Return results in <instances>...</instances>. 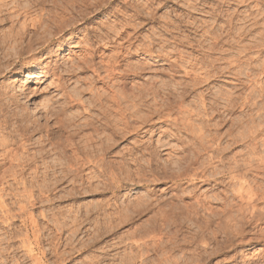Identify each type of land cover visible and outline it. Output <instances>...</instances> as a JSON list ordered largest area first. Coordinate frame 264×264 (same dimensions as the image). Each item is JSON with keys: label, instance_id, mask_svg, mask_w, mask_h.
Masks as SVG:
<instances>
[{"label": "bare ground", "instance_id": "6f19581e", "mask_svg": "<svg viewBox=\"0 0 264 264\" xmlns=\"http://www.w3.org/2000/svg\"><path fill=\"white\" fill-rule=\"evenodd\" d=\"M156 1L155 0H145L143 3H141V2H137V0H136V2L132 1V0H127L124 7L122 5V8H123L122 10H120V9L117 10L118 7L116 8V7L112 6L113 3L115 2V0H69L68 3H70V4H68V5L63 1L66 5L63 6V9L61 12H57V13L55 12V13H53V15L51 14L49 17H41V18H31L30 17L31 19L27 20L25 23L23 22L24 25L22 27H19V29L21 28L20 30H17L15 28L16 31H15V33H13L14 37H12L13 41L15 42L14 44H16L15 46L12 45V47L15 49V51L12 49L13 53L9 52L8 57L3 56L4 55L3 53H2L3 55L0 54V76L8 75L10 73H12V74L14 73L13 76H12V74H10V77H11L10 81H9L10 83L7 81V83H9V84H7V85L3 84L2 86L0 85V209H2V211L4 212V213L3 212L2 213H3V216L5 215L4 216L5 220L6 219L10 220L12 217L14 218L15 216H18L20 213H22L24 210H26L27 207H25L24 205H21L20 209H19L20 211L18 210V212H20V213H18V215L15 213L13 214L14 211L13 212L10 211V209L12 207L8 209V208H5L6 203H5V205L3 204L4 203L3 197H4V195L7 196L8 194H10V191L8 189H11L10 186L14 182L19 183L22 179H24V181L22 182V184H24V186H23V188H24L23 193L24 194H21V195L22 196L24 195L27 198L28 203L34 202V204H35L36 201L39 202V201L43 200L46 193L47 194H48V192L51 193L56 188L57 185L62 184L63 179L69 174V172H71V173L73 172V173H75L76 176H78V175L80 176L81 171L84 170V166L88 167V165H87L88 162H91V161L95 162L96 161L95 159L98 160L99 157L102 156V154H104L106 152L105 151V144H104L105 140H103V138H102L104 136L101 133L102 132L104 133V131H105V127H106L105 121L111 122L113 120L111 118L113 116V114H116V116L118 115V118L115 122L119 125V128L122 129V130H120L122 132L117 131V133H119V132L124 133V135L129 134L130 131H134V130L136 131L137 129H139L138 126L140 124L139 125L136 124L137 127L135 125V123L138 122L139 119L141 120V123L142 122L144 123V122H148V120H151L156 115H159L160 117H162L161 121H164L165 117H172L173 116L172 118H169V120L171 121V122L169 121V123H171V127L173 129H169V130L176 131L175 133L177 135H180L181 133H188V134L190 133L191 135L190 134L189 135L192 136L194 139V141L192 143V146H194V147H192V149H191V155H187V157L184 158V159H186L184 162L181 159L179 160V162L181 161V163L178 164V166H179L180 170L182 169V171H180L179 173L175 171L177 173V175L175 176V175H173V172L175 169L172 170L173 167L171 169L172 174L170 173V175L175 176L173 179V183L180 185L183 183V180H189L192 182V184H195V183H198L200 180H203L204 182L205 181L206 182L207 181H214L215 184H220V183L222 184L223 182L226 181V179H229L226 183L230 184L231 193L236 198V200H229L228 199L229 201H226V202L224 201L225 203H223L224 205H223V208L221 209L220 212L215 210L216 208L214 209L211 206L207 207L208 211H209L208 213H209L210 218L217 216L215 218V220L217 219L218 221L217 222L212 221V222L218 224V227L221 230H223V234H224V239L221 238L222 240L219 239L215 233H213V236L211 237L212 239L210 238L212 240V242L215 243L216 246L218 245L216 249L215 248L211 249V250L206 249L207 245H208L207 240H209L210 235L204 234V232H202V233H198L196 236L194 235L195 236L194 239L200 243H203V245H204L203 248H205V250L203 249L204 252H202L200 250H199V252H196V251L184 252L183 257H184V254L186 253L184 258H182V256L180 258H178V257L176 258V256L174 254H175V249H176L175 247L177 245V242L174 243V240H173L174 247H172V251H171L172 257H171V259H170V257H168L170 259L168 264H206L207 261L209 260V258H212L213 256H215L219 252L220 253L221 252H228L229 250H233L235 248V246L237 247V246H242L243 244H245L246 240L249 239L248 238L249 235H251V238L249 240H247V241H249L248 244L249 243L250 244H252V243H262L263 244L264 243V183L262 182V180L264 178V138H262V136H264V76L262 79L258 78V76L260 74H264V60H261L262 63L260 62V60L259 61L257 60L259 57L258 52H260L261 55L264 56V54H263L264 53V0H231V1H234V2H232L234 5L247 7V9L245 8L242 10L240 8L239 9L233 8V10H229V9L224 10L225 8H221V6L218 5V3H217V6L216 5L214 6V7H217L216 9H214L211 12L208 11V14H210V16L208 15V17H212L214 19V21L211 20L212 23L214 22L213 25H211L212 23L209 22L210 19L208 21L203 20V19L201 21H199L201 18L200 19L198 18L199 20H197L193 16L194 14H190V13L189 14L191 15V20H189V21L187 20L188 22H186V23L183 22L184 20H181L179 16H178L179 20H177L175 18L174 19L172 18L170 20L169 16L164 17V19L166 18V21H164V22L162 21L163 25H162V22L159 20L161 23L160 25H162L160 27V31L157 30L159 32L155 31V29H154V24L157 23V17H156L155 11H154L155 10L154 5H155ZM166 1H168V0H166ZM229 1L230 0H218L219 3H222V2L228 3ZM196 2H197V0H196ZM196 2L191 3V4H189L190 3L189 2L188 3V6H189L188 10L190 9V7H191V10H192V8L197 9L198 5L196 4ZM52 3H54V2H52ZM252 3H255L254 6H251ZM159 4H160V1H159ZM209 5H211V4H209ZM209 5L203 4L204 8H205V6L210 7ZM12 10H10V13H12ZM100 11H103V12L105 11V16H107V18L114 17L113 23L109 22L110 23L109 24L108 19H107L105 21V23H107V25H104V27H100L101 28V30L99 28L100 32H97L98 28L94 27V30H95V28L97 29L95 31V33H94V31L89 30L88 34L84 35V36H86V39L84 38L83 40L76 41L75 38H77L80 35V33L82 32V28L80 27V25L84 22H87L91 18L92 13H95V12L99 13ZM167 13H168V11H167ZM125 15H127V16H125ZM186 16H188V15H186ZM219 20L222 22L219 23L218 22ZM145 26H148V28L145 29ZM143 29L147 30L146 31L147 34H144L145 32L144 33L142 32ZM198 32H200V33L198 34ZM247 40H250V41L247 42ZM53 45H54V47H53ZM67 45L68 46L70 45L71 47H80L78 50V52H80L79 56L75 57L76 60L72 59L73 62L70 65H67V63L65 64V63H59V62L53 66L52 65L47 66L46 64H44L46 60H48V61L51 60V58H52L51 56H55L58 59L63 58V54H65L63 51H65ZM101 47H103V49H101ZM254 51H255V53L256 52L258 53V54H255L258 57L254 56V53H252ZM70 52H75V51L72 48H70ZM4 53L7 54V52H4ZM137 53H142L145 56V58L143 57L145 59V61L138 60L136 62H132V60H130V58H132ZM261 55H260V57H261ZM15 57L17 58V59H14L16 61H14V60L12 61V59ZM98 58L100 60H98ZM263 58H261V59H263ZM21 60L24 62L19 63L18 61H21ZM256 60L258 63L260 62L259 63L260 65H256V62H255ZM155 61H161V62L163 61L164 64H168V66L170 67V69L168 68L169 70H171L170 72H172L173 74H176V75L182 74L180 76H184L185 79H181L180 82H178V80L175 79L176 82L174 81V83H176V85H174L173 81L168 79L169 82L170 81L172 82V84H171L168 82V80L165 79L163 81H167L168 83L160 81L161 85H158L159 82L156 81L157 79H154L155 76L152 77L150 75V77H152V78L148 77L149 80L145 84H143L141 87H138V86L136 87L134 84L135 88L133 87L134 88L133 90L132 89L129 90V87L127 86L129 79L131 81L132 78L140 76L143 73H147L150 70V68L152 67V65H154ZM40 65H42V67H43L41 69L42 72H45L48 74L50 73L51 75L55 76L59 90L60 89L64 90V93H67V94H64V93L63 94L65 95L66 99L68 97V100H65L66 103L64 102V104H65L64 106L60 104L61 107L62 106L63 107L61 109H59V111H57L56 114L61 115L60 113L62 112L61 117L63 116L65 118L63 112H65L64 108L67 104L69 106H72V107L81 105L83 108L82 112H85V114L83 113L85 115L84 118H79V119H77L78 118L77 115H76L77 118L74 117L73 115L71 117V113H70L69 118H67V116H66L68 123L65 122V119L63 118L64 122L68 124L67 126L65 125L67 127V128L66 127L65 128L66 129L70 128L69 132H67V133H69L68 136L65 137V139L67 138L66 140L68 142L71 143V140L75 136L81 137L83 135L82 136L83 138L85 136L84 142L83 143L81 142L82 144L76 142L77 140L73 144L72 152H73L75 157L74 158L72 157L70 162L72 161L71 163H73V161H75V163L72 165H69L67 167L66 163L63 162V163H65V166L67 167V169H66L68 171L67 174H66L67 171L65 170L66 167L63 166L64 169H62V163L60 165L61 167H58V168H56V165L53 164L54 159H52V157H51L53 154L52 153L53 149L52 150L47 149L44 144H40L39 138H37L39 140H37V139L34 141L32 140L33 139L32 134L34 131L33 125L35 123V121L33 119L34 117L32 118L31 114H29L26 107H25L26 110L22 107H21L22 109L19 110L18 105H17L19 102V98H20L21 93L19 92V89L16 87L17 86L16 84H18L20 82V78H19V76L15 75V74L19 73L20 68L21 69L26 68L27 69V71L25 72V74L27 73L26 75H29V76L35 75L34 71ZM148 67H150V68L148 69ZM31 68H32V70H30ZM153 68H151V69H153ZM158 69H156V70L158 71ZM78 70L83 71V72L84 71L88 72V70L92 71L93 82H99L101 84L103 83L106 87L105 90L103 89L104 91L102 90V91L98 92L96 90L97 94H94L96 88L94 89V87H93V89H94L93 94L94 95H92V92H91L92 96L90 98L92 99V101H94V103H93L94 105L92 106L91 105L92 103H91L90 104L91 106H89V107L87 106V108L83 107L85 105H82L83 101H82V98L80 97L81 95L79 96L76 91L75 92H73V91L68 92L69 89L67 88L68 85L74 81L73 77H75V78L80 77L77 73ZM80 71H78V72H80ZM150 72H152V71L150 70ZM164 72H167V71L164 70ZM85 73L86 72H84V74ZM169 75H171V74H169ZM224 75L232 76L236 80L235 83H236L238 88L235 85L236 89L234 88L235 89V90L233 89L234 91L232 89L231 90L229 89L230 91L225 90V91H219V92L217 90H216V92H213L211 87H206V88L202 89L201 86L206 85V84H208V86H209V84L211 82L217 80L218 77H222ZM81 77H83V75ZM175 77H173V79ZM257 78L259 80H261L260 83L258 82L259 85H253V84H256L255 82L258 81ZM260 78H261V75H260ZM72 79H73V81H72ZM80 79L84 80L85 78H80ZM90 80L91 79H89V81ZM155 81L158 82V84ZM82 82H84V84H85V81H82ZM162 82H163V84H162ZM252 82H254V83L252 84ZM89 84H88V86H89ZM103 84H102V86H103ZM92 85H94V84L92 83ZM92 85L90 84V86L86 87L85 90L82 86V89L84 90L83 92H85L86 90H89V88ZM239 86H240V88H239ZM96 87H97V85H96ZM199 87H201V88H199ZM244 88H246V90ZM242 89H244V90H242ZM90 90H91V88H90ZM239 90H242V91L238 92ZM193 91H194V93H193L194 98H192V99H194V101L191 100V102L192 101L193 102L190 104H188L189 101L187 103H185V98L190 93L192 96ZM74 94H77L78 97L75 96ZM89 94H90V92H89ZM26 98H27L26 103H31V106L33 107V109H37V107L34 106L35 104L32 103L33 100H31L29 94H26ZM91 99H89V100H91ZM92 101H90V102H92ZM56 108H54V109H56ZM238 108H241L244 112H246L247 116H246V118L245 117L244 118L246 119L247 125L249 128L246 127L247 129L241 133H239L241 131L239 128V132H238L239 134L237 135L236 134L237 131H236V133H235L236 135H235L234 132L232 133V130L233 129L236 130L237 126L234 127V125L237 124L238 126L241 127L242 125H244L242 123L243 122L245 123V120L244 121H242V120L236 121L235 120L236 118L234 119L236 121V123H233V118H232L233 114L231 115V113L232 112L235 113ZM253 110L254 111L256 110V112H257L255 116L253 113H249L251 111L253 112ZM35 111L36 110H34V112ZM143 111H145L147 114L146 113L144 114ZM53 113H55V112H53ZM74 113H77V112H74ZM57 115H55V116H57ZM241 115H242V113H241ZM57 117L59 118V116H57ZM113 118H115V117H113ZM237 118L239 119V116ZM240 118H243V117H240ZM166 120L168 123V118ZM30 122H33V123H31L33 125H31ZM229 122H232V123H231V125H229L227 131L225 130V133L227 134V137H228V135L230 137L232 134H234V136L232 135L230 140H228L229 139L228 138L227 139L228 142L224 139V141H225L224 143H226V144H223V141H222V139H223L222 134L223 133L221 134L220 129H221V127H224L225 125L230 124ZM112 124H113V122H112ZM112 124L110 123V125H112ZM144 125H145V123H144ZM244 126H246V125H244ZM63 127H64V124H63ZM112 127H114V126H112ZM35 129H37V128H35ZM87 129L90 131V132H88L89 134L88 133L82 134V131L87 132L88 131ZM110 129H112V128H110ZM115 129H117V128H115ZM117 130H119V129H117ZM242 130H243V126H242ZM66 131H68V130H66ZM48 132H47L48 134L45 136H47L48 139L52 140V138L55 137V135H53L55 132L53 133V132H50L49 130H48ZM125 132H128V133L125 134ZM223 132H224V130H223ZM131 133H133V132H131ZM80 134H82V135H80ZM100 134L102 137L99 136ZM176 134H173L174 137ZM50 135H52L53 137L51 138ZM59 135H57V136H59ZM170 135H172V134H170ZM189 135H188V137H189ZM68 137L69 138L71 137L72 139L70 138L71 140L69 141ZM79 137H78V141L80 140ZM112 138H113V136H112ZM224 138H226V137H224ZM193 139H191L189 142H191ZM56 140H57V138H56ZM179 140H178V142H179ZM48 141H50V140H48ZM239 141H241L242 143L239 144ZM36 143H38V146L40 145V148H38L37 150H35L37 146L35 148H33V146ZM70 143L69 144L66 143L65 145L68 144V145L72 146V143L71 144ZM168 144H169V142H168ZM65 145L63 148L64 151L66 149ZM183 145L185 147L188 144L186 143V145H185V143H184ZM189 145H190V143H189ZM159 146L156 145L152 148L150 146V148H148L150 151L149 156H152L153 159L156 158V156L160 153V149H162ZM164 146H165V144H164ZM237 146H243V149L246 148L247 152L245 153V151H244L245 149H244L243 151L245 154L237 153L240 151V149H239V151L238 150L236 152L234 151L237 154L232 153L230 155V153L233 151V149ZM177 147L175 148L176 150L174 149L175 151H177ZM180 147H181V145H180ZM33 149L35 151L32 152L31 150H33ZM63 149H61V150L59 149V151L57 152L59 157L61 156V154L64 155L63 152H60ZM189 150H190V148H189ZM189 150H188V152H190ZM72 152H71V154H72ZM54 153H55V151H54ZM186 154H187V152H186ZM67 155H68V153H67ZM67 155H66V158H67ZM188 156H190V157L188 158ZM61 157H63V156H61ZM66 158H65V160L63 158V160L66 161L67 160ZM100 158H102V157H100ZM72 159H74V160H72ZM158 159H159V157H158ZM150 160H151V158H150ZM102 161L103 160H101V162ZM170 161H172V160H170ZM68 162H69V160H68ZM151 162H152V160H151ZM177 162H175V163L177 164ZM91 163H89V164H91ZM97 163H94L92 165L95 166V164H97ZM139 163H141V162H139ZM176 164H175V166H176ZM172 165H174V163ZM71 166H74V167L72 168ZM97 166H95L96 169H97ZM103 166H104V164H103ZM120 167H122V166H120ZM165 167H167V166H165ZM41 169H43V171H41ZM30 170L33 171V173L31 171V173H30L31 175L32 174L33 175L36 174V175L32 176L31 178L29 177L30 179H28L27 177L25 178V175ZM39 170L42 174H40ZM64 170L66 171L65 175L59 174L60 172L63 174ZM163 170L165 173L164 168H163ZM104 171H105V169H104ZM170 171H168V172H170ZM175 172H174V174H176ZM82 173H83V171H82ZM98 173H100V172H98ZM145 173H146V171H145ZM101 174H104V172H102ZM101 174H99V175H101ZM164 175H161V178ZM251 175L254 176L253 179H252V177H251V179H249V176H251ZM81 177L82 176L78 177L79 182H80L79 178H81ZM164 177H166V176H164ZM168 177H169V175H168ZM10 178L12 179V182H10ZM70 178L68 180L69 182L71 181ZM99 178H100V176H99ZM143 178H144V176H143ZM73 180L74 179L72 177V181ZM86 180L89 181V179H86ZM159 180H160V177H159ZM134 181H135V179H134ZM73 183H77V182H73ZM65 184L67 185V181ZM103 184H105V183H103ZM14 186H16V185H14ZM12 188H13V190H15L13 186H12ZM186 188H185V190H187ZM227 188H228V186H227ZM16 190H18V189H16ZM181 190H183V189H181ZM181 190H180V192L183 193L184 191H181ZM15 192L17 193V191H15ZM189 192H191V191H189ZM186 193H187V191H186ZM13 194H15V193H13ZM16 196H17V194H16ZM19 196H20V193H19ZM185 196H186V194H185ZM20 198H21V196H20ZM19 200L20 199H18V201ZM141 201H143V200H141ZM146 201H147V199H146ZM19 204H20V201H19ZM34 204H32V205H34ZM196 204H197V208H196V206L191 205L192 207H194V210L198 209V205H200L201 207L206 205L205 203H202L201 200L196 201ZM142 205H143V203H142ZM136 208H137V206H136ZM145 208H147V207H145ZM176 208H178V207H176ZM179 208H180V210H182L181 207H179ZM205 209H206V207H205ZM26 212H24V214ZM160 212H161V210H160ZM181 212H183V211H181ZM205 212H206V210H205ZM161 213H163V212H161ZM194 213L197 216L199 214L198 210H195ZM170 214H172V213H170ZM170 214H169V218H170ZM27 215H28V212H27ZM32 215H30V216H32ZM160 215H162V214H160ZM21 216H22V214H21ZM172 216L174 218H176L175 217L176 215L175 216L172 215ZM186 216H188V215H186ZM30 218H32V217H30ZM9 220H8V222H9ZM126 220H128V219H126ZM26 221H28V220H26ZM30 221H31L33 227H32L31 231L27 230L28 231V234H27L28 240L31 236H33V238H34L33 241H35L36 245L39 246L41 241H42V236H41V231H42L41 229L42 228L40 229L38 227V224L36 223L35 217H33ZM79 222H81V221H79ZM165 222H166V220H165ZM212 222L210 220H208L207 224L210 225ZM26 223H28V222H26ZM54 223H56V222H54ZM108 223H110V222H108ZM118 223H119V221H118ZM198 223H197V225H198ZM211 225H210V227H211ZM115 227H117V226H115ZM196 229H198V228H196ZM211 230H213V229H211ZM194 231L196 232V230H194ZM72 233H74V232H72ZM252 235H253V237H252ZM98 236H100V235H98ZM72 237H73V235H72ZM246 237H247V239H246ZM191 239H193V238H191ZM56 240H57V238H56ZM195 240H194V242H195ZM168 242H169V240H168ZM181 242H183V241H181ZM181 242H178V244ZM30 243H32V241H30ZM26 244L24 245V247L26 246ZM31 245H29V246H31ZM172 245H170V246H172ZM181 245H183V244H181ZM215 245H214V247H215ZM27 247H28V245L25 248H27ZM33 249L34 248L31 246L29 249L30 253L28 251V253L32 257H34L33 256L34 254L31 253V251ZM179 249H182V248L179 247ZM38 250H40V249H38ZM55 250H56V248H55ZM70 250H71V248H70ZM41 252L43 254L42 250H41ZM0 253H1V250H0ZM56 253L59 255V253L57 251L55 252V254ZM2 254H3V252H2ZM247 255H248V252H247ZM0 256H1V254H0ZM166 256H168V255H166ZM263 256L264 255L261 256L262 259L258 258L259 260L256 259L258 261H255L251 264H264V257ZM34 258H33V261L35 264L38 262L39 259L37 260V257H36V259H34ZM130 258H131V256H130ZM233 258H234V256H233ZM127 259H129V258H127ZM132 259H131V261L128 260L129 261L128 264H135V262H134L135 260L132 261ZM134 259H136V258H134ZM235 261H236V259H235ZM154 264H156V263H154ZM246 264H247V262H246ZM248 264H249V262H248Z\"/></svg>", "mask_w": 264, "mask_h": 264}, {"label": "rangeland", "instance_id": "374dc122", "mask_svg": "<svg viewBox=\"0 0 264 264\" xmlns=\"http://www.w3.org/2000/svg\"><path fill=\"white\" fill-rule=\"evenodd\" d=\"M63 1L67 5L70 4V3H68L69 0H0V4H1L0 5V20H1L0 21V51L2 50L0 52V54L3 53L4 54V55L2 54L3 56L8 57L9 52L13 53V50L15 51V49L12 47V45H14V46L16 45V44H14L15 42L13 41V38H12V37H14L13 33H15L16 29L17 30L21 29V28L19 29V27H22L24 25L23 22L25 23L27 20H29L31 18L49 17L51 14L53 15V13H55V12L56 13L61 12L63 9V6L66 5ZM126 1L127 0H115V2L113 3L112 6L116 7V8L118 7L117 10H119V9L122 10L123 9L122 5L124 7ZM132 1L136 2V0H132ZM144 1L145 0H137V2H141V3H143ZM157 1L155 2V5H154V7H155L154 11H155V14L157 17V23L154 24L155 31H157V30L160 31V27L163 25V22L166 21V18L164 19V17H168V16H169L170 20L172 18L179 20L178 18L180 17V19L184 20L183 22L186 23L189 20H191L190 14H194L193 16L197 20H199L201 18L199 21H201L202 19L208 21L210 19L209 22L212 23L211 20L214 21V19L212 17H208V15L210 16V14H208V11L211 12L214 9H216L217 7H214V6L215 5L217 6V3H218V5L221 6V8H225L224 10H228V9L233 10V8H235V9L240 8L241 10L245 9V8L247 9L246 6L234 5L232 3L234 1H231V0L228 3L227 2L219 3L218 0H216V1L215 0H197V2H196V0H183V1L182 0H179V1L178 0H176V1L175 0H168V1L157 0ZM159 1H160V4H159ZM52 2H54V3H52ZM195 2L198 5L197 9L192 8V10H191V7H190V9L188 10V8H189L188 3L191 4V3H195ZM203 4H205V5L211 4V5H209L210 7L205 6V8H204ZM254 4L255 3H252L251 6H254ZM201 8L202 9L204 8V9L202 10ZM10 10H12V13H10ZM167 11H168V13H167ZM186 15H188V16H186ZM125 16H127V15H125ZM107 19H108V23L109 22L113 23L114 17L107 18V16H105V11L104 12L100 11L99 13H96V12L92 13L91 18L87 22H84L80 25V27L82 28V32L80 33V35L77 38H75L76 41L83 40L84 38L86 39V36H84V35H87L89 30L94 31V33H95V31L97 30L96 28H98V30H99L100 27H104V25H107V23H105V21ZM159 20L161 22L163 21L162 25H160L161 23ZM218 22L221 23L222 21L219 20ZM213 24H214V22L211 25H213ZM94 27H96L95 30H94ZM146 28H148V26H145V29ZM145 29H143L142 32L143 33L145 32L144 34H147V32H146L147 30H145ZM98 30H97V32H100L101 28L99 31ZM159 31H157V32H159ZM199 33L200 32H198V34ZM249 41L250 40H247V42H249ZM53 47H54V45H53ZM70 48H72L75 52H70ZM79 48L80 47H71L70 45L69 46L67 45L65 51H63L65 53V54H63V58L58 59L55 56H51L52 57L51 60L50 61L46 60L44 64H46L47 66L48 65L53 66L59 62V63H65V64L67 63V65H70L73 62V60H76L75 57L79 56V54H80V52H78ZM101 49H103V47H101ZM4 52H7V54ZM252 53H254L255 57L259 56L257 59L258 61L260 60V62H261V60H264V58H263L264 56L261 55L260 52H258L259 54L257 52L255 53V51ZM255 54H258V56ZM260 55H261V57H260ZM143 57L145 58V56L142 53H137L132 58H130V60H132V62H136L138 60L145 61V59ZM261 58H263V59H261ZM14 59H17V58L16 57L13 58L12 61ZM98 60H100V59L98 58ZM257 60L255 61L256 65H260L259 64L260 62L258 63ZM14 61H16V60H14ZM18 62L21 63L24 61L21 60ZM167 66H168V64H164L163 61L162 62L161 61H155L154 65H152V67H151V68L154 67L153 68L154 70L151 69L150 67H148V69L150 68V70L152 72H150V70H149L147 73L141 74L142 76L140 75V76L132 78L131 81L129 79V82L127 84V86L129 87V90H131V89L133 90L135 88V86L141 87L143 84H145L149 80L148 77L152 78L155 76L154 79H157L156 81H158L159 84H158V82H156V81L155 82L158 85H161L160 81H163L165 79L166 80L169 79V80L173 81V83H174L175 79H177L178 82H180L181 79H185L184 76H180L182 74L176 75V74H173L172 72H170L171 71V70H169L170 67L169 66L167 67ZM42 68H43L42 65L37 67L34 71L35 75H32V76L26 75L27 73L25 74V72L27 71L26 68H23V69L20 68L19 73L15 74V75L19 76V78H20V82L18 84H16L17 85L16 87L19 89V92L21 93L20 98H19V102L17 105H18L19 110L22 108L25 109V107H26L27 111L29 112V114H31L32 118L34 117L33 118L35 121L34 125L31 124L33 122H30V124L33 125L34 131H35V132L33 131V134H32L33 139L32 140L34 141L37 138H39L40 144H44L47 149H51V150L53 149L52 150L53 154L51 156L52 159L55 160V161L53 160V164L56 165V168H58V167H61L60 165L62 163V169H64L63 166L68 167L69 165H72L75 163V161H73V163H71L72 161L70 162L71 158L75 157L73 152H72L74 142L77 140L76 142H78V143L82 142L83 143L85 140V136L83 138L82 134L83 133L87 134L90 131L88 129H87L88 130L87 132L82 131V134H80V135H82L81 137L75 136V137H73V139L70 137L72 140L68 137V140L69 141L71 140L72 146L68 145L70 142H68L66 140L67 138L65 139V137H67L69 134L67 132H69V130H70V128L66 129L67 128L66 126L68 125L67 124L68 123L67 118L70 117L69 116L70 113H71V117L73 115L76 118L78 116L77 119L84 118L85 112H82L83 108L81 105L72 107V106H69L67 104L68 106L66 105L67 107L65 106V108H64L65 112H63L65 118L63 116L61 117L62 112L60 113L61 115L56 114V112L59 111V109H61L65 105L64 104L65 100H68V97L66 99L65 95H64L67 93H64V90H61V89L59 90L55 76L51 75L50 73L48 74V73L42 72L41 71ZM156 69H158V71ZM30 70H32V68ZM164 70H166L167 72H164ZM78 71H80V70H78ZM78 71H77V73L80 77H76V78L73 77L74 81L72 79L73 82H71L67 88L69 89L68 92H70V91L75 92L76 91L79 96L81 95L80 97L82 98V101H83L82 105H85L83 107L87 108V106L89 107L91 105L92 106L94 105L93 104L94 101H92V99L90 97L94 94H97V91L99 92V91H102L103 89L105 90L106 87L103 83H102L103 84V86H102V84L99 82H93L92 71H90V70H88V72L84 71V72H86L85 74L83 71H80V72H78ZM10 74H12V73H10ZM10 74L0 76V85L1 86L3 84L7 85L10 83L9 82L10 78H11ZM169 74H171V75H169ZM13 75H14V73L12 74V76ZM82 75H83V77H81ZM150 75L152 77H150ZM260 75H261V78H260ZM260 75L258 76V78L262 79L264 74H260ZM173 77H175V78L173 79ZM80 78H85V79L82 80ZM89 79H91L92 81L91 80L89 81ZM259 79L257 82H255L256 84H253L254 82H252V84L253 85H259V83L261 81ZM169 80H168V82H169ZM7 81L9 83H7ZM82 81H85V84ZM171 81L169 83L172 84ZM163 82H167V81H163ZM163 82H162V84H163ZM235 82H236V80L232 76L224 75L222 77H218L217 80L211 82L209 84V86H208V84H206V85H203L201 87H202V89L206 88V87H211L213 92H216V90L218 92L219 91H225V90L228 91L229 89L233 90L235 88V85H236ZM89 83L91 85H92V83L94 84L90 87L92 91L89 88V90H86L85 92H83L86 87L90 86ZM88 84H89V86H88ZM134 84H135V86H134ZM96 85L98 88L99 87L100 88L98 89L96 87ZM174 85H176V83H174ZM82 86H83L84 90L82 89ZM93 87H94V89L96 88L95 93L93 92V90H94ZM201 87H199V88H201ZM236 87H237V85H236ZM239 88H240V86H239ZM244 89L246 90V88H244ZM244 89H242V90H244ZM242 90H239L238 92H241ZM89 92H90V94H89ZM91 92H92V95H91ZM193 93H194V91L192 92V96L190 93L185 98V103H187L189 101L188 104H190L194 101V99H192V98H194ZM26 94H29L31 100H33L32 103L35 104L34 106L37 107V109H33V107L31 106V103H26V99H27ZM77 94H74V95L78 97ZM89 99H91V100H89ZM191 100H193V101L191 102ZM90 101H92V102H90ZM60 104L63 106L61 107ZM53 107L54 108L57 107V108L54 109ZM240 109L241 108H238L235 113L234 112L231 113V115L233 114L232 115L233 123H236L237 120H242V121L245 120V123L243 122L242 124H244L246 126L241 124L243 126V130H242V126L240 127L237 124L234 125V127L235 126H237V127H236V130L235 129L232 130V133L234 132V134H235L237 131V133H236L237 135L239 133L245 131L247 128H249L247 125V121L245 119L247 116L246 112H244L242 109L241 110ZM34 110H36V111L34 112ZM52 111L55 113H53ZM74 112H77L78 114L74 113ZM143 112H144V114L146 113L145 111H143ZM241 113H242V115H241ZM249 113H253L255 116L257 112H256V110L255 111L253 110V112L251 111ZM55 115L59 116L60 119ZM66 116H67V118H66ZM158 116L159 115H156L151 120H148V122H144L145 125L143 122L141 123V120L139 119L138 122L135 123V125L140 124L138 126L139 129H137L136 131L135 130L130 131L129 134H127L128 132H125V134H127V135H124V133H120V132H122V131H120L122 129L119 128V125L115 122L118 118V115L116 116V114H113V116L111 117L113 120L111 119L112 120L111 122L105 121L106 127H105L104 133L100 132L104 137H102L101 134L99 135L103 138V140H105L104 144H105V151L106 152L104 154H102V156H100L102 158L99 157L100 160L95 159L96 160L95 162L91 161L92 163L91 162L87 163L88 167L84 166V170H82L83 173L81 171V175H80V176H82L81 177L82 179L79 178L81 183L78 180V177H80L79 175L76 176L75 173L72 172L74 174L73 175L71 172H69V174L63 179L62 184L57 185L56 188L51 193L48 192V194L46 193L47 195L45 194V197L43 200H41L39 202L36 201V203L34 204V202L28 203L27 198L24 195L23 196L21 195V194H24L23 193L24 184H22L24 179H22L20 181L21 183L20 182L19 183L14 182L10 186L11 189H8L10 191V194H8L7 196L4 195V197H3L4 203L3 204L5 205V203H6L5 208L9 209L12 207L13 209L11 208L10 211L11 212L14 211L13 214L15 213L17 215H18V213H20V212H18V210L20 209L21 205H24L27 208H26V210H24L22 213L19 214L20 216L18 215V216H15L14 218L12 217L13 219L11 218L10 220L8 219L9 222L7 219L6 220L4 219L5 218L4 217L5 215L3 216L4 212L2 211V209H0V218H1L0 219V250H1L0 264H34V261H33L34 257H35L34 259H36V257H37V260L39 259L38 262L35 264H93V263L94 264H121V263L122 264H126V263L128 264L132 258H133L132 261L135 260L134 261L135 264H154V263L162 264L163 262H164L163 264H168L169 260L172 257L171 251H172V247H174L173 240H174V243L177 242V245L175 247L176 248L175 254H174L176 256V258L177 257L180 258L181 256H182V258H184L185 254H186L185 253L184 257H183L184 252H189V251L199 252V250L204 252L205 248H203L204 247L203 243H200L194 239V237L198 233H202V232H204V234L210 235L209 240H207L209 246L207 245L206 249H209V250L214 249V248L216 249L218 245L216 246L215 243H213L211 240L213 233H215L219 239H221V238L224 239V234H223V230H221L218 227V224L212 222V221H215V222L218 221L217 219L215 220V218L217 216L210 218L209 213H208L209 211H208L207 207L211 206L214 209L216 208L215 210L220 212L221 209L223 208V205H224L223 203H225L226 201H229V200H236L234 195L231 193L230 184L226 183L229 179H226V181L223 182L222 184L221 183L215 184L214 181H207V182L205 181L204 182L203 180H200L198 183H195V184H192V182L189 180H183V183L181 182L182 184H180V185L173 183V179L177 175L176 172L179 173L180 171H182V169L180 170L179 166H178V164L181 163V161L179 162V160L181 159L184 162L186 160L184 158H186L187 155H191V149H192V147H194V146H192L194 139L192 136H190L191 135L190 133H189L190 134L189 135L188 133H181L180 132L181 134L177 135L175 133L176 131L169 130V129H173L171 127V123H169V121H170L169 118H172L173 116L172 117H165L164 121H161L162 117H160V116L158 117ZM238 116H239V119L237 118ZM113 117H115V118H113ZM240 117H243V118L245 117V118L243 119ZM63 118L65 119V122H67V123L64 122ZM167 118H168V123L166 120ZM112 122H113V124H112ZM110 123L112 125H110ZM229 123L230 124L225 125L224 127H221V129H220L221 134L223 133L222 134L223 144H226V143H224L225 142L224 139L228 142V140L231 139V136L232 135L234 136V134H232L230 137H229V135L227 137V134L225 133V130L227 131L229 125H231L232 122H229ZM63 124H64V127H63ZM137 125H136V127H137ZM112 126H114V127H112ZM35 128H37V129H35ZM110 128H112V129H110ZM115 128H117L119 130H117ZM239 128L241 130L240 132H239ZM48 130L50 132H53V133L55 132L53 134V135H55L54 138H52L53 136L50 135L52 140L48 139V137L45 136L49 133ZM66 130H68V131H66ZM223 130H224V132H223ZM117 131H120L119 132L120 134L117 133ZM131 132H133V133H131ZM170 134H172V135H170ZM173 134H176L175 137ZM57 135H59V136H57ZM188 135H189V137H188ZM112 136H113V138H112ZM223 136L226 138H224ZM78 137L80 139L79 140L80 142L78 141ZM56 138H57V140H56ZM262 138H264V136H262ZM39 139H37V140H39ZM191 139H193V140L191 142H189ZM48 140H50V141H48ZM178 140H179V142H178ZM168 142H169V144H168ZM66 143H68V144L65 145ZM184 143H185V145H186V143L188 145L190 143V145L189 146L187 145L184 147V145H183ZM241 143L242 142L239 141V144H241ZM164 144L166 147L164 146ZM179 144L181 145V147ZM64 145H65V148L67 149V150L65 149V151L63 149ZM156 145L157 146L160 145L159 147H161L162 149H160V153L156 156V158L153 159L152 156H149L150 151L148 148H150V146L152 148ZM175 146L176 147L178 146L177 151H175L176 150ZM35 147H36L35 150H37L38 148H40V145L38 146V143H36L33 146V148H35ZM237 147H235L233 149V151L230 153V155L232 153L234 154L237 150L239 151V149H240V151L237 153L245 154L247 152L246 151L247 149L244 148L245 149L244 150L243 146H237ZM189 148H190V150H189ZM59 149L60 150L63 149L62 151H60V152H63V154H64V155L61 154V156H63V157L60 156L62 159L57 154ZM35 150L33 149L31 151L33 152ZM188 150L190 152H188ZM243 150L245 151V153ZM54 151H55V153H54ZM71 152H72V154H71ZM186 152H187V154H186ZM67 153H68V155H67ZM237 153H235V154H237ZM66 155H67V158H66ZM158 157H159V159H158ZM189 157L190 156H188V158ZM63 158H64V160H65V158L67 160L64 161ZM150 158H151L152 162H151ZM68 160L70 163L68 162ZM72 160H74V159H72ZM101 160H103V161L101 162ZM170 160H172V161H170ZM63 162L66 163V166H65V163H63ZM139 162H141V163H139ZM175 162H177V164ZM89 163H91V164H89ZM94 163H97V164H95V166L98 165L97 169L95 166L92 165ZM102 163L104 164V166ZM173 163H174V165H172ZM175 164H176V166H175ZM120 166H122V167H120ZM165 166H167V167H165ZM67 167L65 168V170L67 169ZM71 167L73 168L74 166H71ZM172 167H173V169H172ZM163 168L165 169V173H164ZM43 169H41V171H43ZM104 169H105V171H104ZM171 169L172 170L175 169L174 172L176 171L175 172L176 174H174V172H173V175H175V176L170 175V173L172 172ZM65 170H64L63 174L61 172L59 174L65 175V172L67 171V170L66 171ZM100 170L102 172H104V174H101L102 172ZM167 170L168 171L171 170V171L168 172ZM31 171L32 170L28 171V173H27L28 175L26 174L25 178L27 177L28 179H30L32 176L36 175L35 173H34L35 175H33V174L31 175L30 174ZM145 171H146V173H145ZM39 172H40V170H39ZM98 172H100V173H98ZM32 173H33V171H32ZM67 173H68V171L66 172V174ZM40 174H42V173L40 172ZM99 174H101V175H99ZM142 175L144 176V178ZM161 175H164L166 177L162 176V178H161ZM168 175L170 178L168 177ZM99 176H100V178H99ZM72 177L75 181L74 180L72 181ZM159 177H160V180H159ZM251 177H252V179L254 178V176L251 175V176H249V179H251ZM69 178L72 182L68 181ZM86 179H89V181ZM134 179H135V181H134ZM263 180H264V178H263ZM263 180H262V182L264 183ZM66 181H67V185L65 184ZM10 182H12L11 178H10ZM73 182H77V183H73ZM103 183H105V184H103ZM14 185H16V186H14ZM12 186L14 187L15 190H13ZM227 186H228V188H227ZM180 188L183 190H181ZM185 188L187 190H185ZM16 189H18L19 191ZM180 190L184 191V192L181 193ZM15 191H17V193ZM186 191H187V193H186ZM189 191H191V192H189ZM12 192L15 194H13ZM19 193H20L21 198L19 196ZM16 194H17V196H16ZM185 194H186V196H185ZM225 196L226 197L228 196V197L226 198ZM18 199H20L19 200L20 204H19ZM146 199H147V201H146ZM141 200H143V201H141ZM199 200H201V202L205 203L206 205L203 206L204 208L201 207L200 205H198V209H195V210H198V212H199V214L197 216V215H195V213H194L195 210H194V207H192V206H196V208H197L196 201H199ZM141 202L143 203V205ZM32 204H34V205H32ZM136 206H137V208H136ZM145 207H147V208H145ZM176 207H178V208H176ZM179 207H181L182 210H180ZM205 207H206V209H205ZM160 210L163 213H161ZM205 210H206V212H205ZM26 211L28 212V215H27ZM181 211H183V212H181ZM24 212H26L25 213L26 215L24 214ZM170 213H172V214H170ZM21 214H22V216H21ZM160 214H162L163 216ZM169 214H170V218H169ZM30 215H32V216H30ZM172 215H174V216L176 215L175 216L176 218H174ZM186 215H188V216H186ZM30 217H32V218L35 217L36 223L38 224V227L40 229L42 228L41 229L42 230L41 231L42 241H41L39 246H37L36 242L33 241V239H34L33 236H31L28 240V236H27L28 231L27 230L31 231L32 227H33L32 223L30 221L32 218H30ZM126 219H128V220H126ZM26 220H28V221H26ZM165 220H166V222H165ZM208 220H210L212 222L211 223L212 225L210 224L211 227H210V225L207 224ZM79 221H81V222H79ZM118 221L120 224L118 223ZM26 222H28V223H26ZM54 222H56V223H54ZM108 222H110V223H108ZM197 223H198V225H197ZM115 226H117V227H115ZM196 228H198V229H196ZM211 229H213V230H211ZM194 230H196V232ZM72 232H74V233H72ZM72 235H73V237H72ZM98 235H100V236H98ZM252 237H253V235H252ZM56 238H57V240H56ZM191 238H193L195 240V242ZM248 238L250 239L251 235H249ZM246 239H247V237H246ZM249 239H247V240H249ZM168 240H169V242H168ZM247 240H246L247 243L245 242V244H243L242 246H237V247L235 246L234 249L236 251L233 249V250H229L228 252H221V253L219 252L218 254L213 256L212 258H209V260L207 261L206 264H233V263L234 264H246V262H247V264H248V262H249V264H251L255 261H258L261 258V256L264 255V251H263L264 250V243L263 244L262 243H252V244L249 243L248 244L249 241H247ZM30 241H32V243H30ZM181 241H183V242H181ZM178 242H181V243L178 244ZM25 244H26V246L28 245L27 248H25L26 246L24 247ZM181 244H183V245H181ZM213 244L215 245V247ZM29 245H31L34 248L31 251V253L34 254L33 255L34 257H32L29 254L30 253L29 249L31 247ZM170 245H172V246H170ZM178 246L182 249H179ZM55 248H56V250H55ZM70 248H71V250H70ZM38 249H40V250H38ZM41 250L43 251V254H42ZM28 251H29V253H28ZM56 251L59 253V255L57 253L55 254ZM2 252H3V254H2ZM247 252H248V255H247ZM166 255H168V256H166ZM130 256H131V258H130ZM233 256H234V258H233ZM168 257H170V259ZM127 258H129V259H127ZM134 258H136V259H134ZM235 259H236V261H235ZM256 259H258V260H256Z\"/></svg>", "mask_w": 264, "mask_h": 264}]
</instances>
